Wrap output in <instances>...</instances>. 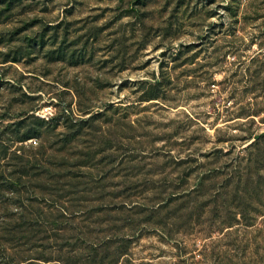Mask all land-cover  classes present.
I'll return each instance as SVG.
<instances>
[{
    "label": "rangeland",
    "instance_id": "rangeland-1",
    "mask_svg": "<svg viewBox=\"0 0 264 264\" xmlns=\"http://www.w3.org/2000/svg\"><path fill=\"white\" fill-rule=\"evenodd\" d=\"M93 247L264 264V0H0V264Z\"/></svg>",
    "mask_w": 264,
    "mask_h": 264
},
{
    "label": "trees",
    "instance_id": "trees-1",
    "mask_svg": "<svg viewBox=\"0 0 264 264\" xmlns=\"http://www.w3.org/2000/svg\"><path fill=\"white\" fill-rule=\"evenodd\" d=\"M257 138V137H256ZM231 223V221L229 222ZM127 251L118 247L112 253L107 252L101 255L99 247H93V252L86 255L84 254V261L85 264H135L130 258L124 257Z\"/></svg>",
    "mask_w": 264,
    "mask_h": 264
}]
</instances>
